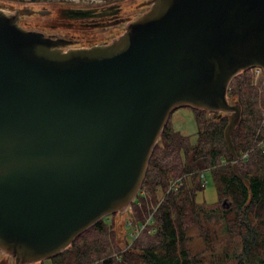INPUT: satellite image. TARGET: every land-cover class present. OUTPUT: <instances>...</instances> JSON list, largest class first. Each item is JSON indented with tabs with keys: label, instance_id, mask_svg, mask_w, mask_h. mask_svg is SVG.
Returning <instances> with one entry per match:
<instances>
[{
	"label": "water",
	"instance_id": "obj_1",
	"mask_svg": "<svg viewBox=\"0 0 264 264\" xmlns=\"http://www.w3.org/2000/svg\"><path fill=\"white\" fill-rule=\"evenodd\" d=\"M19 20L0 8V251L14 264L52 259L122 213L178 107L228 115L241 178L227 91L264 73V0H150L110 43L83 48Z\"/></svg>",
	"mask_w": 264,
	"mask_h": 264
},
{
	"label": "trees",
	"instance_id": "obj_2",
	"mask_svg": "<svg viewBox=\"0 0 264 264\" xmlns=\"http://www.w3.org/2000/svg\"><path fill=\"white\" fill-rule=\"evenodd\" d=\"M7 1L38 4L49 0ZM227 101L241 108L231 135L236 154L254 148L247 160L237 163L241 178L233 171L224 139L228 115L192 108L198 127L195 144L173 129L170 115L139 189L154 201V223L127 245L114 229L117 213L113 214L110 225L103 219L97 222L49 259L51 263L264 264V154L254 147L264 110V87L252 85L250 70L241 72L229 85ZM206 172L217 195L213 205L197 200L205 189ZM176 179H182V185L176 193L165 195ZM146 199L137 194L131 202L134 222L130 226L145 222L150 212ZM224 200L229 207H222ZM121 246H126L124 251Z\"/></svg>",
	"mask_w": 264,
	"mask_h": 264
},
{
	"label": "rangeland",
	"instance_id": "obj_3",
	"mask_svg": "<svg viewBox=\"0 0 264 264\" xmlns=\"http://www.w3.org/2000/svg\"><path fill=\"white\" fill-rule=\"evenodd\" d=\"M150 0H49L47 2H41L38 4H32L30 2H15L0 0V4L3 10L14 13L15 11H23L29 13L33 11L34 14L26 15L19 20V25L28 30H37L51 35L52 33L60 35L62 38L66 36H73L75 39L87 37L88 33L94 40H106L108 37L111 39L112 36L122 34L124 27L122 24L117 27L107 28L108 30H94V28L87 29V32L83 29L81 32L77 28H66L64 24L68 21L60 16V11L67 8L72 9H103L109 6H121V12L119 18L126 24L128 21L135 18L137 15L144 13L148 10V2ZM52 11L53 14L45 16L44 12ZM75 27L78 23H75ZM49 25L56 26L54 30H50ZM46 28V29H45ZM114 28V29H113ZM116 38V37H115ZM171 124L173 129L179 132L181 135L187 136L191 144H195L197 140L198 127L193 116V110L189 106H182L174 109L171 113ZM205 189L202 193L198 194L197 200L204 201L209 205H213L217 200V195L213 181L210 174H205ZM159 199L161 198L160 193L158 194ZM147 199V209L150 210L154 206V201L149 195ZM131 205V204H130ZM130 205L122 212L117 213V216L113 219L115 221L114 229L120 233V237L127 241V245L130 244L134 238V227L130 226V223L134 222L132 218V208ZM107 225H110L112 219L110 216L103 218ZM126 246H121V251H124ZM0 264H14L12 257L6 255L0 251ZM34 264H52L50 260H44Z\"/></svg>",
	"mask_w": 264,
	"mask_h": 264
},
{
	"label": "flooded vegetation",
	"instance_id": "obj_4",
	"mask_svg": "<svg viewBox=\"0 0 264 264\" xmlns=\"http://www.w3.org/2000/svg\"><path fill=\"white\" fill-rule=\"evenodd\" d=\"M0 8L3 9L1 4H0ZM72 10H85V11L89 10L95 14H101V16L97 18L72 19L71 13H70V11ZM120 12H121V6L119 5L109 6V7L98 9V10L91 9V8H87V9L67 8V9H63L60 11V16H62V18L68 21L67 24H64V27L73 28V29L77 28L80 30V32L84 29L85 32H87V29L89 28H94V30H97V29L98 30H105V29L108 30L109 28L120 26V24H122L124 27L125 24L122 22V19L119 18ZM44 13H45L44 14L45 16H50L53 14L52 11H46ZM31 14H34V12L30 11L29 13H25V11H23L22 14H20V19H22L26 15H31ZM75 23H78L77 27L74 26L76 25ZM48 27L50 28V30H54V28H56V26H53V25H49ZM89 34L90 33H88L87 37H82L81 39L79 38L75 39L73 36H67L69 37L68 40L72 42V44L69 47L70 48H83V47H90V46L97 45V44H108L115 37L121 35V34H118L117 36H112L111 39L108 37L106 40L98 41V40H94L93 38H91ZM52 35L60 36L54 33H52ZM65 37L66 36H64V38Z\"/></svg>",
	"mask_w": 264,
	"mask_h": 264
},
{
	"label": "built area",
	"instance_id": "obj_5",
	"mask_svg": "<svg viewBox=\"0 0 264 264\" xmlns=\"http://www.w3.org/2000/svg\"><path fill=\"white\" fill-rule=\"evenodd\" d=\"M250 72H251V79H252V85L255 86V87H264V78H263V70L260 68V67H253L250 69ZM256 149H260L261 152L264 154V110L262 111V121H261V126H260V132L259 134L257 135L256 139H255V146H254ZM254 151V148L251 147L247 150H244L242 152H240L239 155H237V162L239 160H247L249 155ZM202 177V175H201ZM182 185V179H176V180H173L169 183V186L166 190V193L165 195H168V194H171V193H176L178 188ZM137 194L141 195L142 197L146 198L147 197V194L144 192V191H141V190H138ZM136 194V195H137ZM135 200V198H134ZM133 200V201H134ZM162 201V198H160V202ZM138 207H140L142 204L140 201H138ZM156 211V207L153 206L151 209H150V212L149 214L146 216L145 218V222L144 223H141V224H137L135 227H134V238L133 240H135L137 238V236L140 234V232L146 227V226H149V225H152L154 223V217H153V214L154 212Z\"/></svg>",
	"mask_w": 264,
	"mask_h": 264
}]
</instances>
